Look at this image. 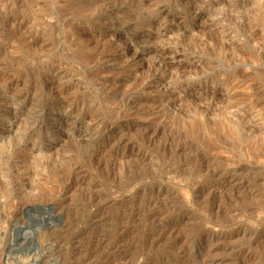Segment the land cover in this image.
I'll use <instances>...</instances> for the list:
<instances>
[{
  "label": "rangeland",
  "instance_id": "rangeland-1",
  "mask_svg": "<svg viewBox=\"0 0 264 264\" xmlns=\"http://www.w3.org/2000/svg\"><path fill=\"white\" fill-rule=\"evenodd\" d=\"M7 261L264 264V0H0Z\"/></svg>",
  "mask_w": 264,
  "mask_h": 264
},
{
  "label": "bare ground",
  "instance_id": "bare-ground-1",
  "mask_svg": "<svg viewBox=\"0 0 264 264\" xmlns=\"http://www.w3.org/2000/svg\"><path fill=\"white\" fill-rule=\"evenodd\" d=\"M28 248H29V247H28ZM19 254H20V253H19ZM32 254H33V253H32ZM30 258H31V257H30ZM28 259H29V258H28ZM23 260H24V259H23ZM29 260H30V259H29ZM34 260H35V259H34ZM10 262H11V260H10ZM10 262L7 261L5 264H12V263H10ZM14 262H15V260H14ZM26 262H27V261H26ZM29 262H30V261H29ZM19 263H20V262H19ZM19 263H18V264H19Z\"/></svg>",
  "mask_w": 264,
  "mask_h": 264
}]
</instances>
